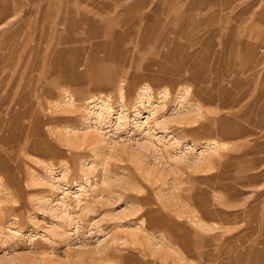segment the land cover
<instances>
[{
    "label": "rangeland",
    "instance_id": "rangeland-1",
    "mask_svg": "<svg viewBox=\"0 0 264 264\" xmlns=\"http://www.w3.org/2000/svg\"><path fill=\"white\" fill-rule=\"evenodd\" d=\"M0 264H264V0H0Z\"/></svg>",
    "mask_w": 264,
    "mask_h": 264
}]
</instances>
